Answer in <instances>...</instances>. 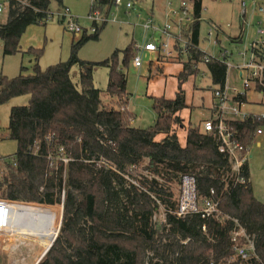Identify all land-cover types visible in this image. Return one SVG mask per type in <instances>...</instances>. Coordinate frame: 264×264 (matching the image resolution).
Instances as JSON below:
<instances>
[{"label":"trees","instance_id":"trees-1","mask_svg":"<svg viewBox=\"0 0 264 264\" xmlns=\"http://www.w3.org/2000/svg\"><path fill=\"white\" fill-rule=\"evenodd\" d=\"M52 2L65 9L64 0L6 1L8 19L0 23L5 56L23 53V35L30 26L47 25ZM190 5L195 22L186 36L189 61L179 75L176 97L154 98L157 119L152 127H133L135 115L127 106L126 71L138 54L136 43L122 52L121 62L118 50L101 62L79 57L86 43L99 41L115 0L92 1L90 18L99 13L104 20H93L91 33L84 29L77 34L80 37L67 61L42 69L44 49L31 47L23 53L32 58L31 71L22 65L15 78L0 77V105L29 97L27 106L11 110L10 139L17 150L4 161L7 171L0 170V196L54 206L64 195L59 235L39 264H243L235 258L231 241L234 220L255 237L261 262L251 264H264V204L254 195L249 164L242 166L240 174L233 173L228 155L220 151L219 137L205 133L200 125L187 130L184 147L179 141L180 114L189 108L184 84L199 76L202 63L215 94L216 88H225L229 71L226 59L205 61L207 55L199 49L203 0H191ZM64 22L60 17L59 23ZM76 66L81 89L71 77ZM97 67L109 70L105 91L94 86ZM256 90L262 92L263 87L258 85ZM106 97L112 105L104 103ZM236 100L248 103L246 95ZM262 127L261 119L230 123L243 153L251 149ZM144 160L149 161L153 179L140 180L131 174ZM186 175L195 177L200 197L207 198L215 190L223 215L230 219L221 224L199 214L179 218L178 200L165 184L181 182ZM160 206L165 208L166 222L158 231L153 220Z\"/></svg>","mask_w":264,"mask_h":264},{"label":"rangeland","instance_id":"rangeland-1","mask_svg":"<svg viewBox=\"0 0 264 264\" xmlns=\"http://www.w3.org/2000/svg\"><path fill=\"white\" fill-rule=\"evenodd\" d=\"M136 2L133 9L128 10L123 0L121 5L115 6L108 19V25L101 33L99 41H90L86 43L79 52V57L83 61L101 62L109 59L115 51H120L119 60L123 59V51L132 43H136V50L140 56L143 65L135 67L133 61L128 70L127 92L129 94L128 110L135 115L132 122L133 127L146 129L155 125L157 115L153 109L154 98L165 97L174 99L179 90V75L183 65L189 61L187 35L192 26L187 27L181 24L180 9L181 2L186 1L191 4V0H131ZM260 7H264V1L258 0ZM92 0H64L65 9L59 10L57 4L52 2V17L47 25L30 26L23 35L20 47L21 51L27 52L31 47L43 48L44 54L40 60L42 69L65 62L70 57L73 41L80 35L84 29L92 32L93 18H90ZM191 7V5H190ZM203 10L200 28L199 49L206 55L214 58L222 56L221 52L226 51V62L229 65V72L226 87L232 93L235 90H244V81L237 76L236 68L241 71L245 64L243 53L249 52L253 42H259L264 50V37L260 38L257 34L258 28L264 27V14L260 13L257 7L247 2L246 21L243 22L242 6L240 0H203ZM68 8L70 13L77 19L76 25L81 29L80 35L67 30L66 20H69ZM70 14V15H71ZM65 18V24H60V17ZM8 12L0 15V23L7 22ZM149 19H153L154 26L164 31L167 23L172 25L171 30L157 34L151 30H146L145 26ZM103 15H100L99 23L102 22ZM211 20L216 23H222L226 35L220 36L217 45L214 44V38L209 37L211 29ZM70 21V20H69ZM67 21V23L69 22ZM180 23V24H179ZM227 24L230 27H227ZM66 29V30H65ZM244 30L242 43L236 44L231 41L229 36H238L241 30ZM153 34V35H152ZM157 38L163 42H169V48L172 50L173 57L159 55L158 57L142 52V48L147 38ZM229 38V39H228ZM76 41V40H75ZM216 42V41H215ZM262 42V43H261ZM139 47V48H137ZM23 53L13 56L4 55V43L0 39V77L2 75L9 78H15L20 73V67L23 65L28 70H32V58ZM249 56V55H248ZM199 76L191 77L183 86L186 91L187 104L189 108L180 115L183 119V126L178 129V136L181 146L186 145L187 130L190 127L203 126V119L212 117L217 111L213 109L216 99L212 89V81L209 71L202 63L199 64ZM109 70L104 67H97L94 71V86L97 89L105 91L108 86ZM73 83L81 89L79 67L76 66L71 71ZM254 86L248 88V103L244 111L264 113V97L258 91H254ZM263 99V100H262ZM114 100V99H113ZM108 97L104 98L106 105L113 104ZM117 106L116 100L113 101ZM29 97L23 96L13 101L0 105V170L7 171L4 161H8L15 155L17 144L10 139L9 121L13 107L27 106ZM255 114V113H254ZM264 132V127H262ZM257 137V135H256ZM255 137V139H256ZM255 141V140H254ZM262 142L257 146V142ZM249 166L253 175L254 188L256 196L259 192L264 194V134L256 139L249 150ZM149 161L144 160L142 165L133 168L131 174L138 175V179H153V175L148 170ZM133 181L132 178H129ZM161 183H165L160 179ZM135 183L137 181L134 180ZM174 194V199H179L181 182L167 183ZM64 197V195H62ZM260 196V195H259ZM62 197V199H63ZM261 198V197H260ZM60 204H56L57 206ZM64 213V209H63ZM63 215V214H62ZM63 220V216H62ZM155 228L160 231L166 222L165 208L160 206L155 211ZM62 225V224H61ZM61 228V227H60ZM60 232V231H59ZM55 231L49 227L44 233H33L37 239L35 242L6 241L0 237V264H37L45 256L46 250L50 246V240L53 239ZM59 235V234H58ZM41 246V247H40ZM44 259V258H43Z\"/></svg>","mask_w":264,"mask_h":264},{"label":"built area","instance_id":"built-area-1","mask_svg":"<svg viewBox=\"0 0 264 264\" xmlns=\"http://www.w3.org/2000/svg\"><path fill=\"white\" fill-rule=\"evenodd\" d=\"M6 1L7 0H0V15L7 11ZM240 1L243 14L247 12L248 1L251 2L252 6L257 7L260 13L264 14V7L259 6L258 0ZM122 2L123 0H115V6L121 5ZM135 3L136 2L133 3L131 0H128L126 8L128 10L133 9L136 5ZM91 18L99 21L100 14L95 13ZM69 20L65 22L67 30L79 34L81 29L76 25L77 22L74 17L69 16ZM67 21L69 22L67 23ZM180 21L181 24L187 27L192 26L195 22L193 10L186 1L181 2ZM145 28L146 30H151L154 33L162 35L164 31L167 32V30H171L172 25L167 23L162 32V30L154 26L153 19H149ZM220 30V27L215 25L214 29H210L209 31V37H214ZM257 34L260 38H263L264 27L260 26ZM147 39L148 40L142 48V52L144 51L156 57L161 54L173 57L172 50L169 48V42H163L162 40H157V38L152 39L151 37ZM217 40L218 39L214 40L215 45L218 43ZM185 46L188 47V43H186ZM261 49L260 43L254 42L249 56H247V53H243L242 55L245 59L241 77L244 81V90L239 91L237 89L231 93L226 86L224 89L216 88L214 95L216 99L215 104L218 107L216 110L217 112L214 115V119L210 118L203 122L205 133H214L219 137L221 142L220 151L228 155L229 162L232 166V172L235 174H240L242 166L248 163L249 151L243 153L244 148L234 140L233 133L230 130V123L235 121L246 122L251 119L264 120V113L258 115L246 112L244 111L246 103L236 100L237 97L245 96L248 88L254 86L256 89L258 85L263 87L261 94L264 97V53L261 56L257 53L258 50L262 51ZM221 54V59H225L227 56L226 51L221 52ZM211 58L214 57L207 54L205 61L209 62ZM133 64L137 68L142 67L143 61L141 57H136L133 60ZM262 133V128L258 129L257 135H261ZM239 181L244 183L245 179L240 178ZM63 209L64 197L60 205L49 206L22 201H10L0 196V237L4 238L6 241H21L22 244H24L23 242L38 243L33 233L41 234L51 227L55 233L53 239L50 240V246L46 250L45 256L37 262V264H39L43 258L46 257L58 237L62 224ZM192 214H199L203 219L207 220L215 219L221 224H223L225 219H230V217L223 215L220 208V198L217 197L215 190H212L210 196L207 198L200 197L197 191L195 177L186 175L182 177L176 215L179 218H184ZM233 222L235 223V227L231 231V241L235 252V258L240 260L243 264H251L252 260L261 262L257 252L255 237L249 235L237 220ZM203 229L205 231L206 227Z\"/></svg>","mask_w":264,"mask_h":264},{"label":"crops","instance_id":"crops-1","mask_svg":"<svg viewBox=\"0 0 264 264\" xmlns=\"http://www.w3.org/2000/svg\"><path fill=\"white\" fill-rule=\"evenodd\" d=\"M93 1V0H92ZM264 1V0H263ZM241 6H242V4H241ZM67 9V12H68V14H69V16H72V17H74L71 13H70V10L68 9V8H66ZM71 14V15H70ZM242 15H243V22H245L246 21V18H245V14H243V12H242ZM75 18V17H74ZM211 22V29L213 30L214 29V27H215V25H217V26H219L220 27V31H218L217 32V35L215 34V36L213 37L214 39H218L219 40V37L220 36H224V35H226V33H225V28H224V26L222 25V23H216L215 21H213V20H211L210 21ZM6 23V22H5ZM5 23H2V24H5ZM227 27L229 28L230 27V25L229 24H227ZM66 30V29H65ZM243 34H244V30L242 29L241 30V32L239 33V35L238 36H229L230 38H231V41L232 42H234V43H236V44H239V43H242V41H243ZM229 39V38H228ZM76 41L78 40L77 38L75 39ZM73 41V43H75L76 41ZM148 39H146V41H147ZM220 41V40H219ZM220 43H221V41H220ZM254 43V42H253ZM251 50V49H250ZM245 53H247V56L250 54V51L249 52H245ZM149 54V53H148ZM150 55H152V54H150ZM153 56H155V55H153ZM21 68V67H20ZM229 72V71H228ZM236 74H237V76L238 77H242V70L241 71H239L238 70V66H237V68H236ZM244 74V73H243ZM228 78V77H227ZM242 79V78H241ZM212 81V80H211ZM227 83V82H226ZM255 92L257 91L256 89L254 90ZM259 92V91H258ZM261 93V92H260ZM263 100V99H262ZM13 101V100H12ZM249 101H251V100H248V102ZM250 103V102H249ZM249 103H247L246 105L248 106V105H251V104H249ZM251 113H255V114H258V113H256V112H251ZM213 117V116H212ZM211 117V118H212ZM208 119H210V116L208 117V118H204L203 119V121L202 122H204V121H206V120H208ZM264 134V132L261 134V135H263ZM258 136H260V135H257V137ZM257 137H256V139H257ZM256 139H255V141H254V143L253 144H255L256 143ZM262 145V142H257V146H261ZM252 148V147H251ZM249 153H251V152H249ZM248 164H249V161H248ZM249 168H250V166H249ZM250 181H251V184H252V187H253V191H254V195H255V197L261 202V203H263L264 204V194L262 193V192H259V195H258V197L256 196L257 194H256V191H255V188H254V182H253V175H252V172H251V169H250ZM261 197V198H260Z\"/></svg>","mask_w":264,"mask_h":264}]
</instances>
